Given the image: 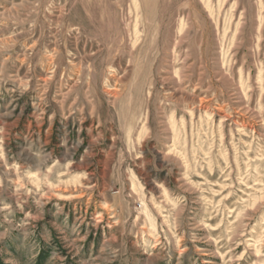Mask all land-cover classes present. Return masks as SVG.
<instances>
[{
  "label": "rangeland",
  "instance_id": "1",
  "mask_svg": "<svg viewBox=\"0 0 264 264\" xmlns=\"http://www.w3.org/2000/svg\"><path fill=\"white\" fill-rule=\"evenodd\" d=\"M0 264H264V0H0Z\"/></svg>",
  "mask_w": 264,
  "mask_h": 264
}]
</instances>
